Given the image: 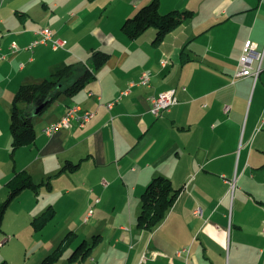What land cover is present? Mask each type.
<instances>
[{"label":"crops","instance_id":"1","mask_svg":"<svg viewBox=\"0 0 264 264\" xmlns=\"http://www.w3.org/2000/svg\"><path fill=\"white\" fill-rule=\"evenodd\" d=\"M97 1L0 0V54L7 55L0 60V204L8 180L26 170L36 182L52 177L51 188L40 191L50 192L57 214L56 194L63 190L76 208L72 221L99 233L92 263L104 264L102 254L111 243L115 254L106 259L111 264H143L144 259L148 264H258L255 251L264 252V0H182L167 8L160 0L163 13L193 11L161 43H155L152 29L119 40L99 22H90L96 19L99 7L92 6ZM149 1L102 0L101 9L123 4L122 25ZM198 11L202 23L196 29ZM43 27L67 44L29 48ZM200 38L202 55L195 48L188 52ZM248 39L263 53L254 61L262 70L258 77L234 79ZM94 50L110 58L78 93L61 94L43 113H35L36 141L12 155L10 120L19 87L74 64L67 86L85 67L93 69L91 56L90 63L84 58ZM197 63L202 69H195ZM143 72L152 73L150 85L138 84ZM172 88L178 103L156 116L151 97ZM73 105L92 111L93 118L85 126L74 121L46 135L43 128ZM22 107L34 113L39 106ZM67 161L79 168L60 173ZM158 175L169 177L180 192L156 228L141 229V194ZM249 202L262 213L245 215ZM248 252L250 261H245Z\"/></svg>","mask_w":264,"mask_h":264},{"label":"trees","instance_id":"2","mask_svg":"<svg viewBox=\"0 0 264 264\" xmlns=\"http://www.w3.org/2000/svg\"><path fill=\"white\" fill-rule=\"evenodd\" d=\"M93 1V0H89ZM193 11L174 10L163 13L161 11L160 0H151L148 4L139 8L134 16L127 18L122 24V31L131 39H136L144 34L150 28L156 29L155 43H161L166 36L176 28H178L187 17H190ZM110 58V53L102 50H94L91 55L93 69L85 67L82 75H80L72 83L65 85L64 81L74 70V64L65 65L54 73L50 78H47L39 83L22 84L17 90L13 99V108L10 120V131L12 134V155L23 147L33 144L37 138V129L34 123L35 112H29L22 105L36 104L42 106L39 114L43 113L50 107L55 100L61 95H75L82 90L88 81L94 75L95 70L103 66ZM79 168V163L74 164L67 161L60 171H74ZM59 173V174H60ZM9 194L7 198L0 204V229L2 228L6 211L11 202L25 188L34 190L36 194L42 186L51 188L52 177L47 181L36 182L28 171H16L14 176L8 181ZM180 189L174 187L172 180L169 177L158 175L155 176L147 185L141 194V212L137 218V226L141 229L153 230L166 217L168 211L174 205L178 198ZM264 203V201L262 202ZM52 208V207H51ZM49 208L43 212L39 218L33 220V225L36 230L43 229L56 215V209ZM77 234L70 231L64 237L59 246L43 259V264H56L63 256L68 248L72 246ZM99 240H95L90 245H87L84 240L70 257L71 261L78 258H86L91 253L92 249L97 245ZM2 264H7L4 261Z\"/></svg>","mask_w":264,"mask_h":264},{"label":"rangeland","instance_id":"3","mask_svg":"<svg viewBox=\"0 0 264 264\" xmlns=\"http://www.w3.org/2000/svg\"><path fill=\"white\" fill-rule=\"evenodd\" d=\"M101 1L102 0H98L93 4L92 7H99V8L96 9L98 10L96 15L94 13L96 19H91L90 22L93 21L99 22V24L100 25L102 24L107 31L110 30V32L115 34V36L119 40H122L124 38L128 39L129 37H127L124 34V32H122L121 30L122 25L120 20H122V18L124 19V15H125L121 13L122 12L121 10L124 5L116 3L114 6H112V9L103 11L101 9V5H102ZM171 1L178 2V4L182 2V0H163L165 4V8H167L166 6L172 4ZM79 2L80 0H73V3L75 4H78ZM201 6L202 5L200 4L199 8H201ZM134 15L135 13L133 14V16ZM201 23H202V11H198L194 18V24H198L196 29L201 28ZM150 29H152L151 31L153 30L156 31L155 28H150ZM82 32L85 35L87 34V30ZM191 48H195L202 55V38H200L195 43H193L187 51L190 52ZM193 54L194 56H196V53ZM85 56H86L84 58L85 61L90 63L91 53ZM200 56L198 58L199 60L202 59V57ZM194 67L195 69L197 68L202 69V64L200 63L194 64ZM261 178H263L264 181V174L263 177ZM230 185H231V190L233 191V181L230 182ZM39 193L37 195L36 192H34V190L25 188L24 190L21 191L20 194H18V196L9 205L4 217L2 228L0 229V264H2L4 261H7V264H43V259L48 254L52 253L59 246L62 239L66 237L67 234L72 230L74 231V233L77 234L76 239L72 244V246L66 250V252L56 262V264H95L91 262V258L94 256L92 251L86 258L82 259L80 257L75 261L70 260V257L73 255L77 247L84 240H86L87 245H90L95 240H100V235L97 232L96 233L89 232V230H92L91 225L90 227H88L87 223L85 222L72 221V218L74 217L73 215L74 213L71 214V211L75 212L76 208L74 210L71 209L70 203H67L66 201V196L63 190H61L58 194H56L57 199H55L57 200L56 202H58L59 213L58 214L56 213L55 217L43 229L41 230L35 229L33 225V220L35 218H39L41 214L47 211L49 208L51 207H52L51 209L56 208L55 205H50L51 204L49 201L50 196H48L50 192H48L47 190H44L43 192L39 190ZM5 194L6 196L4 198L6 199L9 194L8 186H6ZM1 198H3V196L0 197V200L2 201L3 199ZM260 212L261 211L258 210L257 208L251 207L250 202L249 205L248 206L246 205V207L244 208V213L247 216L258 215ZM261 239H263L262 243L264 246V238L262 237ZM261 239L257 238V241H262ZM106 245H107L106 252L102 254L103 255L102 257L105 260L104 264H111V262L106 263V259L108 257L109 260V256H111L112 258L115 252L113 253V250L109 251L111 243H108ZM229 254L230 253L228 251L226 253L228 258L230 257ZM249 255H250L249 252L248 254L244 255L245 261H250ZM253 258H254L253 259L254 263L264 264V252L260 253L258 250H256ZM234 261L235 260L233 258L232 262ZM143 264H148V261L145 262L144 259Z\"/></svg>","mask_w":264,"mask_h":264},{"label":"built area","instance_id":"4","mask_svg":"<svg viewBox=\"0 0 264 264\" xmlns=\"http://www.w3.org/2000/svg\"><path fill=\"white\" fill-rule=\"evenodd\" d=\"M36 37L30 43L29 48L33 49L38 44H50L54 49H59L67 44V40L57 37L54 31L49 27H43L35 31ZM12 48L17 49V43L13 42ZM256 45L248 39L244 45L243 53L240 58V67L234 75V79H240L247 76L258 77L262 68L261 65L258 68L254 67V61L262 60L263 53L256 51ZM7 58L6 54H0V60ZM167 61L163 60L162 65H166ZM152 80V73L143 72L138 84L150 85ZM129 90L123 91L121 97L128 94ZM178 103L176 95V89H168L161 91L155 96L151 97V111L156 116H161L164 112L170 111L171 108ZM114 102L108 103L109 107H112ZM228 110V109H227ZM94 116V113L90 110H84L79 105H73L68 108L66 114L57 122L51 123L43 128V132L46 135H53L58 130L64 127H70L74 121H77L81 126H85ZM260 127H264V116ZM235 182H233V190ZM264 229V228H263Z\"/></svg>","mask_w":264,"mask_h":264},{"label":"water","instance_id":"5","mask_svg":"<svg viewBox=\"0 0 264 264\" xmlns=\"http://www.w3.org/2000/svg\"><path fill=\"white\" fill-rule=\"evenodd\" d=\"M41 109H42V106L37 107L35 113L38 114L41 111Z\"/></svg>","mask_w":264,"mask_h":264}]
</instances>
